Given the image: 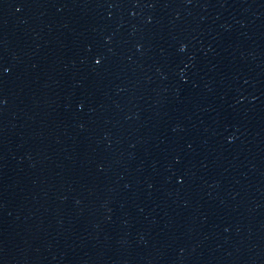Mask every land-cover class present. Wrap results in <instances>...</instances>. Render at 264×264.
<instances>
[{"label":"water","instance_id":"obj_1","mask_svg":"<svg viewBox=\"0 0 264 264\" xmlns=\"http://www.w3.org/2000/svg\"><path fill=\"white\" fill-rule=\"evenodd\" d=\"M0 264H264V0H0Z\"/></svg>","mask_w":264,"mask_h":264},{"label":"clouds","instance_id":"obj_2","mask_svg":"<svg viewBox=\"0 0 264 264\" xmlns=\"http://www.w3.org/2000/svg\"><path fill=\"white\" fill-rule=\"evenodd\" d=\"M181 50H183V45H181Z\"/></svg>","mask_w":264,"mask_h":264},{"label":"snow or ice","instance_id":"obj_3","mask_svg":"<svg viewBox=\"0 0 264 264\" xmlns=\"http://www.w3.org/2000/svg\"><path fill=\"white\" fill-rule=\"evenodd\" d=\"M97 62H99V61H97Z\"/></svg>","mask_w":264,"mask_h":264}]
</instances>
